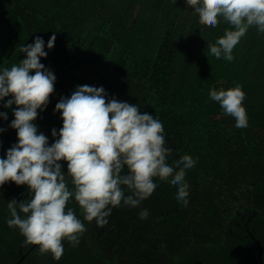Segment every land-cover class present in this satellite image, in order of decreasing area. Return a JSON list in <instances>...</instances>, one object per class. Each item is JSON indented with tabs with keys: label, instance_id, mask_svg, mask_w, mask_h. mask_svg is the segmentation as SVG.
I'll list each match as a JSON object with an SVG mask.
<instances>
[{
	"label": "trees",
	"instance_id": "obj_1",
	"mask_svg": "<svg viewBox=\"0 0 264 264\" xmlns=\"http://www.w3.org/2000/svg\"><path fill=\"white\" fill-rule=\"evenodd\" d=\"M182 1L0 0V67L18 64L21 47L37 36L45 41L47 56L40 62L56 81L35 123L49 145L59 138L52 129L59 132L63 124L54 112L60 98L77 86H102L108 99L137 104L142 113L164 120L170 160L187 154L196 161L185 177L186 207L177 202L170 176L159 175L139 206L113 208L103 227L84 220L70 200L66 207L86 229L79 244L62 241L59 260L38 245L22 264H260L252 236L264 261V34L250 28L234 47L233 61L217 59L207 44L230 25L221 19L214 28ZM237 84L245 93L246 128L235 127L234 118L209 98L210 89ZM5 101H0V112L7 113V120L0 118L5 129L0 158L17 143L9 127L16 105L6 109ZM60 163L67 173V162ZM12 199H30L27 186L11 181L0 186V264H17L21 249L26 254L35 245L7 226ZM145 206L150 213L141 216Z\"/></svg>",
	"mask_w": 264,
	"mask_h": 264
},
{
	"label": "clouds",
	"instance_id": "obj_2",
	"mask_svg": "<svg viewBox=\"0 0 264 264\" xmlns=\"http://www.w3.org/2000/svg\"><path fill=\"white\" fill-rule=\"evenodd\" d=\"M185 5H194L200 20L214 28L221 19L230 25L214 44H207L217 59L233 61L234 47L250 28L264 34V0H185ZM55 40L53 34L47 49L54 47ZM20 51L24 58L18 64L0 67V101L11 97L3 107L16 105L9 127L17 134V143L0 158V186L9 181L26 185L30 199L8 201L9 228L19 229L26 243L39 245L41 253L50 252L59 260L62 241L75 247L86 230L75 211L66 207L70 200L78 203L84 220L103 227L113 208L139 206L157 187L159 175L170 176L177 186V202L188 205L190 186L185 177L196 161L187 154L170 160L172 145L166 142L164 120L142 113L137 104L108 99L102 86H77L70 97L60 98L54 112L61 114L63 124L59 132L52 129V137L59 138L49 145L35 123L56 81L40 62L47 56L45 41L37 36ZM209 98L234 118L235 127H248L245 93L239 84L210 89ZM0 118L7 120V113L0 112ZM61 161L67 162V173ZM149 213L145 206L139 214Z\"/></svg>",
	"mask_w": 264,
	"mask_h": 264
},
{
	"label": "water",
	"instance_id": "obj_3",
	"mask_svg": "<svg viewBox=\"0 0 264 264\" xmlns=\"http://www.w3.org/2000/svg\"><path fill=\"white\" fill-rule=\"evenodd\" d=\"M252 238L255 240L256 244L258 245L259 247V263L260 264H264V261H263V250H262V247L261 245L259 244V242L254 238V236H252ZM38 245L35 244L26 254H23V250L21 249L20 251V255H21V259L18 261L17 264H22L24 262V260L32 253V251L37 247Z\"/></svg>",
	"mask_w": 264,
	"mask_h": 264
},
{
	"label": "rangeland",
	"instance_id": "obj_4",
	"mask_svg": "<svg viewBox=\"0 0 264 264\" xmlns=\"http://www.w3.org/2000/svg\"><path fill=\"white\" fill-rule=\"evenodd\" d=\"M182 3H184L185 4V0H184V2L182 1ZM191 7V5H189V8ZM194 7H192L191 9H193Z\"/></svg>",
	"mask_w": 264,
	"mask_h": 264
}]
</instances>
